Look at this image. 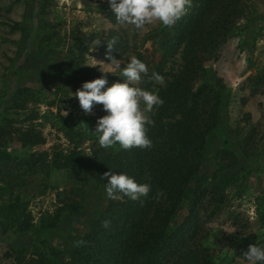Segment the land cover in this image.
Segmentation results:
<instances>
[{
  "label": "rangeland",
  "instance_id": "374dc122",
  "mask_svg": "<svg viewBox=\"0 0 264 264\" xmlns=\"http://www.w3.org/2000/svg\"><path fill=\"white\" fill-rule=\"evenodd\" d=\"M104 3L110 7L109 0H0V223L16 195L21 203L11 215L30 223L19 234L5 223L0 244L27 250V259L44 241L64 250L70 235L85 228L87 214L80 217L60 208L77 202L85 212L108 199L107 180L96 188L95 173L50 167L54 154L66 156L74 146L59 117L73 119L82 113L96 127L107 114L100 104L86 114L74 93L102 76L109 86L125 82L99 47L93 50V42L109 31H123L129 49L117 58L121 67L135 52L147 62L156 61L171 34L170 27L160 24L139 31L111 23L100 11ZM243 6L236 34L219 47L216 60L205 63L227 94L216 139L206 150L211 159L201 164L209 184L220 174L228 178L208 206L216 208L215 215L202 222L213 264H248L244 254L249 245L264 247V0H243ZM22 88L30 89V97L13 100ZM80 123H85L83 117L75 119L74 128L79 130ZM22 134L39 135L44 142L26 145ZM91 144L80 147L86 155Z\"/></svg>",
  "mask_w": 264,
  "mask_h": 264
},
{
  "label": "trees",
  "instance_id": "16d2710c",
  "mask_svg": "<svg viewBox=\"0 0 264 264\" xmlns=\"http://www.w3.org/2000/svg\"><path fill=\"white\" fill-rule=\"evenodd\" d=\"M192 5L189 13L170 27L171 34L161 44L156 61L147 62L140 52L134 54L147 65L148 76L156 72L165 80L160 85L142 77L139 85H133L158 94L164 101L150 114L154 120L148 131L151 149L101 148L90 118L82 113L73 119L59 117L62 131L74 146L66 156L54 154L51 169L95 173L98 189L106 180L101 179L105 172L127 174L137 183L151 186L143 204L128 197L108 198L80 212L85 209L83 203H68L60 212L80 213V217L87 214L88 219L85 228L70 235L64 250L44 241L43 247L34 246L27 259V250L0 244V264H213V255L205 248L208 232L202 222L215 215L216 208L208 206L228 178L220 174L209 184L201 174V164L211 159L206 150L216 139L227 94L222 81L205 63L216 60L219 47L236 34L244 6L243 0H192ZM100 11L111 23L117 22L108 4H102ZM113 38L117 42L108 53L107 43ZM100 41L99 50L107 62L106 53L117 59L129 49L123 31H109ZM126 64L121 65L120 74ZM16 92L12 96L15 101H26L31 93L28 88ZM79 117L85 123H80L78 130L73 123ZM22 141L26 145L44 142L39 135L30 138L29 134H22ZM86 141L92 142L87 155L80 148ZM158 190L164 193L159 201L155 199ZM19 201L18 195L9 200L0 228L6 223L16 227L18 234L29 229L28 219L20 223L19 215H11ZM103 221H110L109 227H102ZM80 240L86 241L85 245L74 246Z\"/></svg>",
  "mask_w": 264,
  "mask_h": 264
},
{
  "label": "clouds",
  "instance_id": "9594fccd",
  "mask_svg": "<svg viewBox=\"0 0 264 264\" xmlns=\"http://www.w3.org/2000/svg\"><path fill=\"white\" fill-rule=\"evenodd\" d=\"M109 3L117 23L131 25L139 31L155 24L172 27L187 15L193 6L192 0H119V2L109 0ZM116 42L113 38L107 43L108 53L114 48ZM93 43V50H95L100 46L101 41L96 40ZM108 53L106 56L110 61L109 64L120 69V60ZM121 75L125 78L123 83L116 82L109 86L108 79L102 76L84 82L74 95L86 114H91L96 104L102 105L106 111L107 114L98 119L95 128L101 148L110 149L119 145L122 150L151 149L153 144L148 131L150 126H154V120L151 119L150 114L155 108L162 106L164 101L158 94L133 85H139L142 77H148L149 81L164 85V77L156 72L148 76L147 65L135 56L123 67ZM67 114L64 112L63 116ZM101 179L107 180L105 191L111 200H122L128 197L143 204L142 198H147L151 191L149 184H139L123 173L107 171ZM163 196V191L158 190L155 199L159 201ZM109 225L110 221L102 222L104 228ZM85 243L84 240L76 241L74 246L80 247ZM244 257L248 264H264V247L249 245Z\"/></svg>",
  "mask_w": 264,
  "mask_h": 264
}]
</instances>
